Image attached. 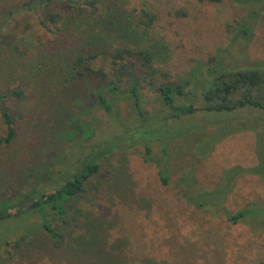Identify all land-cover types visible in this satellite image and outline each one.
<instances>
[{"label": "rangeland", "instance_id": "1", "mask_svg": "<svg viewBox=\"0 0 264 264\" xmlns=\"http://www.w3.org/2000/svg\"><path fill=\"white\" fill-rule=\"evenodd\" d=\"M10 1L0 3V95L15 136L0 143V199L18 204L27 191L51 190L89 157L97 168L64 201L62 218L47 209L62 234L57 239L27 203L17 214L12 209L0 221L1 264H264V220L227 219L264 197V178L236 174L264 168V123L250 120L263 112L197 110L174 118L155 92L160 84L181 85L183 94H174V101L198 107L207 68L264 76V0H125L130 22L145 20L140 8L151 17L143 32L140 23L137 37L125 38L134 53L142 49L151 57L146 76L136 82L143 123L130 106L125 78L111 96L100 89L112 110L107 114L93 104L92 92L105 87L97 79L59 90L48 77L57 76V65L51 71L42 60L34 71L41 44L57 57L75 35L52 25L44 29L24 12L9 15L15 5L5 18ZM123 40L112 38L109 49L124 46ZM140 60L127 57L125 70L140 73ZM106 65L96 59L91 66ZM253 95L264 105V84Z\"/></svg>", "mask_w": 264, "mask_h": 264}, {"label": "trees", "instance_id": "2", "mask_svg": "<svg viewBox=\"0 0 264 264\" xmlns=\"http://www.w3.org/2000/svg\"><path fill=\"white\" fill-rule=\"evenodd\" d=\"M205 1L219 2L221 0ZM227 1L243 2L248 0ZM0 3L3 4L2 0H0ZM124 3L125 0H11L3 7H5V18L7 17V8L15 5L16 8H12L10 13L8 12L9 15L11 13L24 12L33 15L38 25L44 29L48 28L47 25H52L53 27L55 26L60 34L61 32L66 33L67 31L65 30H69L75 35L72 44L67 48L68 50H60L57 57L52 56V50H48L45 44H41L37 48L40 57L33 62L34 71L38 72V70L42 69V65H44L42 60L45 61L47 69L51 71L54 65H57V76L53 72L48 77L49 82L58 81L56 89L59 90H64L69 86L82 82H88L87 80L94 81V78L97 79L100 82L98 84L105 85V87L100 86L96 88L94 93L92 92L93 104L107 114H110L112 110L108 100L101 94L100 89L107 90L111 96L117 88L116 84H119L125 78L126 82H128L125 92L130 100V106L139 121L143 123L145 117L143 116L142 107L139 105L136 82L146 76L147 69L149 70L150 67L151 57L142 49L134 53L129 47H126L128 43L125 38L133 39L137 37V33H139L137 28L140 27V23L143 26L140 27V31L143 32V29L148 26L151 17L148 11L140 8L137 11L142 16H145V20L130 22L131 10H127L124 7ZM1 14H4L3 11ZM242 32L246 34L244 30ZM117 37L124 38V46L109 49L112 38ZM3 42L5 44L11 43L7 39L6 42L5 40ZM58 48L62 49L59 45ZM134 54L138 57L140 56V62L142 61L143 71L140 73L125 70L126 58ZM96 59H102L107 64V70L100 66L93 68L91 66L92 61ZM207 73L210 79L206 88L199 93L200 102L198 107L193 106L189 101L182 103L174 101V94H183L181 85L171 87L166 84H160L156 87L155 92L159 97V101L161 105L167 108L170 117L190 115L197 110L204 113L222 112L231 114L244 108L254 111V113L263 112L264 114V105L253 95L255 91H260L262 84H264V76L260 72L246 70L225 73L220 66L215 69L207 68ZM11 94L18 95L19 90H13ZM4 100L5 95H0V118L5 131L4 137L0 138V143L6 145L13 140L15 129L13 116L2 106ZM250 120L255 123H264V117L260 118V116L251 117ZM148 155L149 149L144 146L143 161L146 163L150 161ZM260 161L264 163V160L261 159ZM259 162L257 161V163ZM95 163L94 157L83 159L78 162L74 172L63 178L58 186L39 193L34 190L27 191L20 195L18 204L6 198L0 199V221L9 217L11 215L10 211L15 207L17 208L14 214H17L20 204L27 203L26 208L38 214L40 220L37 222L52 238L61 237V232H58L53 227L51 219L47 215V209L62 218L64 201L77 195L83 189L87 178L96 171L97 166ZM257 165L239 168L236 174L246 172L259 174L260 177L264 178L262 173L264 168L262 169ZM157 176L159 182L163 184L165 178L161 172H157ZM187 200L193 201L190 197H187ZM262 214H264V197L247 203L246 206L236 210L227 219L229 222L234 223L240 217H248L254 222H262L264 220Z\"/></svg>", "mask_w": 264, "mask_h": 264}]
</instances>
